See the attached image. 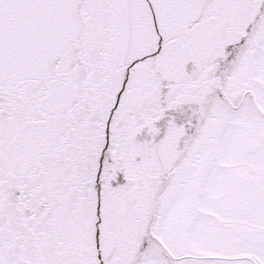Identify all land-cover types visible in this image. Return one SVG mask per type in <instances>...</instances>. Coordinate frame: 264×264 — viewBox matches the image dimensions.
<instances>
[{
	"label": "snow or ice",
	"instance_id": "6c2138e0",
	"mask_svg": "<svg viewBox=\"0 0 264 264\" xmlns=\"http://www.w3.org/2000/svg\"><path fill=\"white\" fill-rule=\"evenodd\" d=\"M0 264H264V0H0Z\"/></svg>",
	"mask_w": 264,
	"mask_h": 264
}]
</instances>
